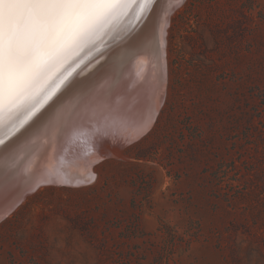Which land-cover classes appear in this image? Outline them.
<instances>
[{
  "label": "rangeland",
  "instance_id": "obj_1",
  "mask_svg": "<svg viewBox=\"0 0 264 264\" xmlns=\"http://www.w3.org/2000/svg\"><path fill=\"white\" fill-rule=\"evenodd\" d=\"M169 21L152 127L99 136L89 181L27 193L0 264H264V0H183Z\"/></svg>",
  "mask_w": 264,
  "mask_h": 264
},
{
  "label": "bare ground",
  "instance_id": "obj_2",
  "mask_svg": "<svg viewBox=\"0 0 264 264\" xmlns=\"http://www.w3.org/2000/svg\"><path fill=\"white\" fill-rule=\"evenodd\" d=\"M182 1L136 0L35 116L0 129V219L42 183L89 181L99 136L127 129L134 140L152 127L166 92L165 34Z\"/></svg>",
  "mask_w": 264,
  "mask_h": 264
},
{
  "label": "snow or ice",
  "instance_id": "obj_3",
  "mask_svg": "<svg viewBox=\"0 0 264 264\" xmlns=\"http://www.w3.org/2000/svg\"><path fill=\"white\" fill-rule=\"evenodd\" d=\"M136 0H0V129L23 126ZM3 144V140H0Z\"/></svg>",
  "mask_w": 264,
  "mask_h": 264
},
{
  "label": "water",
  "instance_id": "obj_4",
  "mask_svg": "<svg viewBox=\"0 0 264 264\" xmlns=\"http://www.w3.org/2000/svg\"><path fill=\"white\" fill-rule=\"evenodd\" d=\"M13 155V154H12ZM12 155L10 154L8 157H7V160H9L11 157H12Z\"/></svg>",
  "mask_w": 264,
  "mask_h": 264
}]
</instances>
